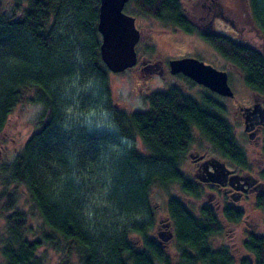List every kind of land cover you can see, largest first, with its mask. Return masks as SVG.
<instances>
[{
    "label": "trees",
    "instance_id": "trees-1",
    "mask_svg": "<svg viewBox=\"0 0 264 264\" xmlns=\"http://www.w3.org/2000/svg\"><path fill=\"white\" fill-rule=\"evenodd\" d=\"M249 3L264 21V0ZM98 6L99 0H15L8 10L0 0V133L20 102L42 106L34 131L1 169L5 184L24 186L41 223L29 234L28 215L15 205V191L2 188L0 207L6 213L0 264H44L43 246L61 252V264H72L71 254L79 264H172L167 247L149 233L153 190L177 183L190 192L178 164L193 128L216 149L227 146L226 124L210 106L212 100L204 93L197 100L173 84L151 91L144 110L114 109L117 132L66 122L70 99L63 82L73 75L103 79L110 72L99 55ZM132 9L196 31L181 0H128L123 10L134 15ZM214 43L220 51L228 43L235 64L239 54H248L252 76L264 71L259 59L236 42ZM126 137L133 140L129 148L109 153L110 141ZM167 209L177 245L174 264H264V226L259 235L248 234L242 243L245 255L235 258L231 247L210 243L221 231L212 209L191 216L174 194Z\"/></svg>",
    "mask_w": 264,
    "mask_h": 264
},
{
    "label": "flooded vegetation",
    "instance_id": "flooded-vegetation-1",
    "mask_svg": "<svg viewBox=\"0 0 264 264\" xmlns=\"http://www.w3.org/2000/svg\"><path fill=\"white\" fill-rule=\"evenodd\" d=\"M249 1L182 0L181 5L188 20L196 28L194 32H186L180 27L170 26L144 15L150 20L144 26L147 29V37H142V29L137 26L136 15L131 14L135 17V25L139 29V39L135 44L136 62L132 67H136L143 74L154 75L153 77L165 79L177 75L194 82L212 100L209 104L213 111L225 121L227 146L221 150L216 149L197 128H193L192 141L178 164L188 180L186 185L190 192H183L179 184L174 183L179 187V193L174 195L180 197L191 216H202V210L214 211L221 231L211 237L223 233L224 227L229 224L236 226L240 222L248 223L250 214L245 207L252 205L257 211L264 210V71L258 72L259 78L254 77L245 61L248 54H239L238 64H235L227 53V41H234L240 49L249 52L251 58L259 59L264 67V21H258L257 17L260 18V15L254 13V7ZM154 22L159 23L161 27L152 32L149 25ZM182 34L190 37L192 41L199 42L213 58L220 59L224 66H218L211 59L203 60L191 54V51L164 55L166 53L162 51L163 48L171 47L175 37ZM216 40L227 43L221 48L222 52L216 47ZM184 56L196 57L217 69L225 70L232 93L223 95L196 83L181 72L172 73L170 59ZM232 73L237 77L236 84H231ZM171 84L181 88L176 82ZM201 97L200 95L197 100ZM196 139L200 141L198 144ZM216 170H222L224 175L217 176L214 173ZM167 214L168 216L158 217L157 233H151V230L149 232L155 242L165 247L169 242H175L173 222L168 209ZM225 214L239 218L237 221H228L224 217ZM251 226L248 234L259 235L262 232L258 222L252 223ZM167 233L171 236L163 240L162 236ZM246 238L242 239L241 247ZM219 245L227 244L221 242L213 246Z\"/></svg>",
    "mask_w": 264,
    "mask_h": 264
},
{
    "label": "rangeland",
    "instance_id": "rangeland-1",
    "mask_svg": "<svg viewBox=\"0 0 264 264\" xmlns=\"http://www.w3.org/2000/svg\"><path fill=\"white\" fill-rule=\"evenodd\" d=\"M6 9L15 3V0H2ZM182 2V0H181ZM24 4L23 1H21ZM242 3V2H241ZM186 5V3H185ZM133 10V9H132ZM134 15L137 18V26L142 29V37H147L146 26L149 23L148 18L144 17L137 10H133ZM162 24V23H161ZM159 23H153L149 25V29L154 32L157 28H160ZM148 29V30H149ZM194 39V38H193ZM143 44V41L141 40ZM141 47V46H140ZM166 54L175 55L182 52H190L191 54L203 59L212 60L218 66H222L223 63L220 59L213 58L208 50H205L203 46L197 41H192L190 37H186L184 34L175 37L171 47L163 48ZM212 57V58H211ZM224 66V65H223ZM143 74L136 67H130L120 72H109L106 78L100 79L95 76H89L87 78H81L79 75H73L70 79H66L63 82V91L70 99L69 105L65 108V120L66 122H72L75 124L85 125L89 130L95 131H108L110 133L117 132V126L114 121V109L124 111L126 113L136 110H144L147 108L145 97L150 90L166 88L172 82H176L184 92L189 94L195 99H198L203 93V89L190 82L188 79L182 76H170L168 78H160L159 76ZM231 84H236L237 77L232 73ZM146 80V82H145ZM42 109L41 104L24 100L20 102L10 113L8 120L0 133V191L2 188L7 191L14 190L16 193L15 205L23 208L27 213V225L32 231L38 229L41 223L39 216L34 209L31 208V201L28 193L22 184H5L3 181L6 179V172H2V166L8 164L13 160L16 153L20 150L26 139L35 129V119ZM135 142V140H134ZM198 144L200 141L195 140ZM133 143L132 138H119L110 141L107 146L109 153L112 155L120 149H127ZM187 162L185 163V166ZM179 193V187L177 184L156 186L153 190L151 197V204L154 209L153 228L151 233H157L159 230L158 217L168 216L167 214V198L170 194ZM2 199H0L1 202ZM246 211H249L248 223L240 222L238 225L233 226L231 224L224 227V231L221 234H216L211 237L212 245H218L223 242L227 246L232 248L235 258L245 255L241 247L243 238H246L251 224L258 222L260 226H264V210L259 211L253 209L252 205L245 207ZM3 208L0 207V247L2 245L3 238L5 237V218ZM30 230V229H29ZM169 252L172 254L171 262H176L177 245L174 241L167 244ZM44 254V264H61V252H58L50 246H43L40 248ZM72 264H79L74 256L71 254L68 257ZM2 257L0 255V262ZM161 264V263H157ZM237 264V263H236Z\"/></svg>",
    "mask_w": 264,
    "mask_h": 264
},
{
    "label": "water",
    "instance_id": "water-1",
    "mask_svg": "<svg viewBox=\"0 0 264 264\" xmlns=\"http://www.w3.org/2000/svg\"><path fill=\"white\" fill-rule=\"evenodd\" d=\"M128 0H99L97 31L100 34L99 55L111 72H120L133 66L136 62L135 44L139 39V29L135 17L123 8ZM172 73L181 72L196 83L210 88L220 94H231L225 70L217 69L211 64L193 57L172 58L169 61ZM224 175L222 170L214 172ZM171 236L167 233L163 240Z\"/></svg>",
    "mask_w": 264,
    "mask_h": 264
},
{
    "label": "bare ground",
    "instance_id": "bare-ground-1",
    "mask_svg": "<svg viewBox=\"0 0 264 264\" xmlns=\"http://www.w3.org/2000/svg\"><path fill=\"white\" fill-rule=\"evenodd\" d=\"M132 67V66H131Z\"/></svg>",
    "mask_w": 264,
    "mask_h": 264
}]
</instances>
